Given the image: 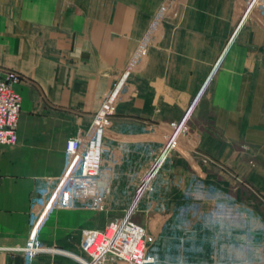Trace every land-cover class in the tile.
<instances>
[{"label":"crops","instance_id":"obj_1","mask_svg":"<svg viewBox=\"0 0 264 264\" xmlns=\"http://www.w3.org/2000/svg\"><path fill=\"white\" fill-rule=\"evenodd\" d=\"M244 7L0 0V68L24 77L19 141L0 147V264H25L35 205L62 188L67 143L84 134L101 172L48 216L37 264H83V231L131 209L160 264H264V6L238 27Z\"/></svg>","mask_w":264,"mask_h":264},{"label":"built area","instance_id":"obj_2","mask_svg":"<svg viewBox=\"0 0 264 264\" xmlns=\"http://www.w3.org/2000/svg\"><path fill=\"white\" fill-rule=\"evenodd\" d=\"M263 6L264 0H248L239 27L247 17ZM23 80L19 72L0 68V147L15 146L19 141L23 96L18 86ZM110 109L106 107L101 120L111 112ZM166 149L168 147L165 153ZM100 155L101 146L88 134L68 141L63 186L51 196L43 195L35 205L29 240L24 248L25 264H37L38 255L46 250L41 241V233L48 216L55 210L72 208L81 193L90 189L91 182L101 172ZM149 238L146 229L134 223L132 212H128L114 219L104 230L83 231L81 247L86 255L83 264H160L157 256L148 249Z\"/></svg>","mask_w":264,"mask_h":264},{"label":"rangeland","instance_id":"obj_3","mask_svg":"<svg viewBox=\"0 0 264 264\" xmlns=\"http://www.w3.org/2000/svg\"><path fill=\"white\" fill-rule=\"evenodd\" d=\"M244 1V4H245V7H244V14H245V12H246V9H247V6H248V0H243ZM244 14L243 15H241V17H240V22H239V24L241 23V21L243 20V17H244ZM238 27H239V25H238ZM143 53V50H139L136 54H135V56H134V59L132 60V62H131V64H129L124 70H122V72L119 74V76L117 77V79H116V81H115V85H114V88H113V90H111L112 92L113 91H118L119 93L121 92V90L123 89V87L125 86V84L128 82V79H129V76H130V74H131V72H132V70H133V68H134V65L136 64V60H139V58H140V55ZM209 78H210V76H209ZM209 78H208V80H209ZM207 80V81H208ZM208 85V83L205 85V87ZM205 87L203 88V90L205 89ZM112 92L109 94V97H107V99H106V107H108V108H113V105H114V103L116 102V99H117V97L119 96L118 94L119 93H117V94H112ZM108 96V95H107ZM110 109V110H111ZM184 121H182L181 123H183ZM178 128H180V126L178 127ZM176 132V131H175ZM139 185V184H138ZM142 187V183H140V185H139V187ZM138 187V186H137ZM139 190H140V188H139ZM143 200H144V198H143ZM128 210H125V211H120V212H118V214H117V216H115V213L113 214V215H111L112 217H113V220L114 219H116V218H120V217H123L124 215H126V214H128ZM112 214V213H111ZM137 213H135V215L133 216L132 215V221L134 222V223H136V224H138L139 226H141V227H143V228H145L144 226H142V225H140L142 222H143V220H141V219H143L142 218V214H140V213H138L137 215H136ZM142 221V222H141ZM106 228V227H105ZM104 228V229H105Z\"/></svg>","mask_w":264,"mask_h":264},{"label":"bare ground","instance_id":"obj_4","mask_svg":"<svg viewBox=\"0 0 264 264\" xmlns=\"http://www.w3.org/2000/svg\"><path fill=\"white\" fill-rule=\"evenodd\" d=\"M178 134H179V128L176 130V132L172 135V137L170 138L168 144L166 147H168V150L162 153V155L160 156L161 158H159V160L157 161V163L154 165L153 170L151 171V173H149V176L143 181L142 187L140 188V191L137 195V200H139V198L141 197V195L143 194L147 184L150 182L152 175L155 173V171L159 168V166L162 164L163 160L165 159V157L167 156L168 152L170 151V149L173 147L174 143L176 142L177 138H178ZM132 210V209H131ZM129 211L132 212V211Z\"/></svg>","mask_w":264,"mask_h":264},{"label":"water","instance_id":"obj_5","mask_svg":"<svg viewBox=\"0 0 264 264\" xmlns=\"http://www.w3.org/2000/svg\"><path fill=\"white\" fill-rule=\"evenodd\" d=\"M182 124V123H181Z\"/></svg>","mask_w":264,"mask_h":264}]
</instances>
